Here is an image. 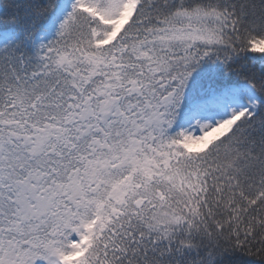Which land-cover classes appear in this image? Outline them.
<instances>
[{
	"label": "snow or ice",
	"instance_id": "1",
	"mask_svg": "<svg viewBox=\"0 0 264 264\" xmlns=\"http://www.w3.org/2000/svg\"><path fill=\"white\" fill-rule=\"evenodd\" d=\"M0 264H264V0H0Z\"/></svg>",
	"mask_w": 264,
	"mask_h": 264
}]
</instances>
